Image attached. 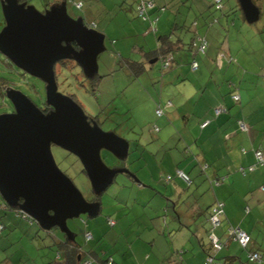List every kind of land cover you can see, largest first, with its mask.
Wrapping results in <instances>:
<instances>
[{
  "label": "crops",
  "instance_id": "0c3cea01",
  "mask_svg": "<svg viewBox=\"0 0 264 264\" xmlns=\"http://www.w3.org/2000/svg\"><path fill=\"white\" fill-rule=\"evenodd\" d=\"M118 1L120 9L124 11H133L136 3V0L132 5L129 0H115ZM155 1L152 2L153 7L148 11L147 19L141 21H148L146 33L156 32L160 25L165 30L170 24V31L164 34H168L171 41L181 38L182 41L174 45L171 53L169 71L172 70V73L168 76L176 86L170 93L172 98L165 101L160 99L158 102L157 106L163 110L159 119L156 120L155 116L158 107L152 114V119L156 118L154 125L159 128L157 131L153 129L155 133L152 137L138 140L125 138L129 141L128 155L119 160L117 166L125 167L129 172L123 173L126 177L117 180L113 188L108 189L109 186L104 192L108 200L105 199L107 204L104 203V210L108 214L106 218L112 219L114 224L109 225L106 220V224L103 223L100 228L101 236L93 227L90 231L92 239L99 241L102 238L103 241L96 248L84 250L81 247L79 250L83 260L79 263L91 260L92 251L103 247L105 251L102 252V258L111 255L115 264H203L205 249L209 246V209L221 202L223 216L215 233L224 245L218 256L226 264H264V166L252 171L247 168L255 164V150L264 151V108L259 105L251 108L255 99L251 89L260 91L254 79L251 80V71H247L251 70V43H240L246 42L245 38H237V42L231 44L229 38L227 43L223 40L219 44L221 34L213 25H207L209 28L206 33L201 34L197 15L194 14L196 17L188 25L186 15L179 14L178 10L177 14L172 12L166 16L167 3L157 0V5ZM259 1L256 5L260 9ZM61 2L55 0L53 4ZM183 2L184 8L189 4V11L194 9L200 14L211 6V1L209 3L206 0ZM161 14L165 15L164 22ZM202 16L204 26L208 19ZM153 19L156 20L152 22ZM151 22L154 30H150ZM87 25L90 26L89 23ZM220 28L224 29L221 25ZM241 29L251 34V26L245 20L241 23ZM256 30L264 32V27ZM185 32L192 34L189 41L196 37L207 41L204 53L196 54L190 49L180 52L185 50L182 39ZM157 39L158 36L152 48L144 43L134 45L141 55L134 60L144 61V71L148 65L156 62L147 60L145 52L157 49ZM122 57L133 59L130 55L121 56L120 59ZM192 61L198 63L196 69L191 68ZM237 77L238 85L235 81L228 82V87L224 86L227 78L234 80ZM227 93L237 94L239 100L233 101ZM168 100H171V104H167ZM221 106L226 110L215 116L214 109ZM207 120L208 124L201 127ZM132 152L138 156L130 159L129 154ZM178 169L192 178L189 183L176 175ZM198 173H204V176ZM167 176H170V180H167ZM202 177L207 181L202 182ZM144 218H147V222ZM94 221L101 223L97 218ZM232 226L240 227L250 234V248L261 253L262 261H249L248 254L243 257L238 243L231 240L227 232ZM144 232L149 235L147 238L143 236ZM257 232L258 237H255ZM135 241L141 243L137 249L134 248ZM244 258L246 261H243ZM11 262V257L2 261L3 264ZM87 264H100V261L92 259V263Z\"/></svg>",
  "mask_w": 264,
  "mask_h": 264
},
{
  "label": "water",
  "instance_id": "95a60500",
  "mask_svg": "<svg viewBox=\"0 0 264 264\" xmlns=\"http://www.w3.org/2000/svg\"><path fill=\"white\" fill-rule=\"evenodd\" d=\"M237 3L246 22L258 20L260 9L253 0ZM1 6L0 53L44 83V104L49 110H41L18 89L5 90L13 110L0 113V196L42 229L58 228L65 240L75 242L67 221L83 214L96 217L101 211L98 198L117 175L129 172L125 167L108 166L101 152L123 160L129 141L113 130L105 131L69 95L59 92L55 67L72 60L92 79L98 75L99 54L106 49L104 35L82 17L70 16L66 1L43 11L19 0H1ZM52 145L78 158L95 200H87L58 167Z\"/></svg>",
  "mask_w": 264,
  "mask_h": 264
},
{
  "label": "rangeland",
  "instance_id": "374dc122",
  "mask_svg": "<svg viewBox=\"0 0 264 264\" xmlns=\"http://www.w3.org/2000/svg\"><path fill=\"white\" fill-rule=\"evenodd\" d=\"M59 1H66L67 12L70 16L83 17L87 24L89 23L90 26H94L105 35L104 44L106 49L98 57V74L102 78L99 79L95 92L91 91L89 82L80 67L73 65L72 67H63L60 64L55 67L58 91L69 95L82 107L89 118L99 114L101 120L100 126L105 131L115 130L118 135L126 139H150L152 134L155 133L152 126L159 119V117H156V120L152 119V117L154 118L152 114H154V110L158 107L160 99L165 101L169 97L172 98V94L170 93L176 86L168 77L171 75L172 70L169 71V68L161 70L160 60H158L148 65L138 78H134L120 64V57L130 55L133 59H139L141 57L140 52L134 48V45L144 43L147 47H154L157 36L170 31V24L167 25L165 30L163 25H160L156 32L146 33L148 21H141V18L135 11V5L133 11H124L120 9L119 1L83 0V8L77 9L71 0ZM156 1L155 3L157 4ZM164 1L168 5L166 6L168 10L165 12L166 16H170L172 12L177 14L179 10V14L186 15L185 20L187 19L188 25H191L196 17L194 14L197 15L196 21L198 20V28L201 34L206 33L209 28L207 25H213L212 27L216 28L221 34V37L218 36L219 44L223 40L227 43L229 38L231 44L237 42V38L241 40L245 38L246 42L240 43H251V70L247 71H251V80L254 79L253 82L259 87L257 90H260L252 91L251 89V94L255 96L251 108L257 105L264 108V88L262 89L264 87V32L256 30V28L261 29L264 27V0H258L261 9L259 19L253 23L246 22L248 26H251V34L244 32L242 29L240 30L241 23L245 20L241 10H237V12L230 15L226 13L237 3V0H223L221 11H214L211 6L209 8L206 7L205 14H200L198 13L199 11L195 12L194 9L189 11V4L184 8V0ZM206 1L210 3L211 0ZM53 2L55 0H28V4L33 5L39 11H43V9L49 7ZM129 2L132 5L134 0H129ZM223 12L225 13L224 16ZM165 15H162L164 17L161 16L162 22H164ZM201 15L205 17L203 19H208L207 23L213 17L217 18L218 21L210 25L206 23V25L202 26ZM3 22L0 0V28ZM220 25L224 29L221 30ZM191 36V32H185L182 38L184 39V43H188ZM180 52H187L186 48ZM227 80L224 84L226 87H228V82L235 83L236 81V85L239 83V77L234 80L233 78ZM0 82H4L8 86L22 91L35 105L39 108L43 107L45 102L44 83L40 79L17 68L1 53ZM178 86L176 87L177 89ZM3 88H6V86ZM227 89L225 88L224 90ZM227 95L230 94L227 93ZM12 110L13 107L9 99L5 95H0V113ZM149 120L150 123L148 122ZM168 124L172 123L168 122ZM176 135H178V132H176ZM51 150L58 167L72 180L82 195L87 200H91L94 197V193L92 192L89 179L81 170L82 165L78 158L55 145L51 146ZM106 154L107 152L103 150V158L108 166L120 164L112 155L105 156ZM134 156H138L137 153L132 152L129 154L130 159L134 158ZM134 165L132 166L134 167ZM198 174L204 176V173ZM123 176L126 177V174L117 175L114 183L108 189L113 188L112 186H115V182L120 180V178H124ZM204 181L207 180L205 177H202V182ZM105 196L104 193L100 196L102 210L96 217L90 218L83 214L78 218L67 221L68 227L75 234V242L84 250L96 248V245L103 241L102 238L99 241L92 238L87 241L85 240L84 233L87 229V231H92L95 226L98 230V235H102L100 228L103 223L106 224V216L108 215L104 210V206L108 201ZM0 205V224L5 226L0 234V262L8 257L12 258L11 264H52L54 261L61 260L57 257L55 242H57L56 239L64 238V233L58 228L49 231L44 230L35 221L26 218L20 213H16L15 210H4L2 208L3 200L1 196ZM96 218L100 219V224L94 221ZM144 219L147 222V218ZM262 230V236H264V229L262 228ZM258 234L259 232L255 233V237H258ZM143 236L147 238L149 235L144 232ZM131 238L134 239L132 236ZM139 244H141L139 241H135L134 248L137 249V245ZM238 249L243 254V257H245L247 250H242L240 246ZM100 250L105 251L103 247ZM82 255L79 251V262L83 260ZM243 261H246V259L244 258Z\"/></svg>",
  "mask_w": 264,
  "mask_h": 264
},
{
  "label": "trees",
  "instance_id": "16d2710c",
  "mask_svg": "<svg viewBox=\"0 0 264 264\" xmlns=\"http://www.w3.org/2000/svg\"><path fill=\"white\" fill-rule=\"evenodd\" d=\"M19 1H28V0H19ZM146 1H151V2H153V0H136V3H135V11H136V8H137V6L141 3V2H146ZM74 2H81V4L83 5V0H75ZM253 2L256 4V2H257V0H253ZM223 0H222V3H221V8L220 9H215L214 8V6H213V3H212V0H211V7L213 8V10L214 11H221L222 10V8H223ZM75 5V4H74ZM153 7V6H152ZM152 7H147L146 8V16L148 17V11L150 10V9H152ZM75 8H77V9H81L82 7L80 6V8H78V7H76L75 6ZM159 10H160V8H158ZM161 9H164V7H162ZM237 10H239V6H238V4L237 5H235L234 7H231L230 8V10L229 11H227L226 13H227V15L229 14H234L235 12H237ZM213 16V15H212ZM142 19V18H141ZM152 19V18H151ZM218 21V19L217 18H215V17H213L212 19H211V21H209L207 24H213V23H215V22H217ZM3 25V24H2ZM174 27V26H173ZM176 27V26H175ZM174 27V28H175ZM186 28H188L187 26H185ZM171 34H172V32H171ZM158 46H157V49H155V50H151V51H149V52H145L146 53V55H145V57H146V59L147 60H150V59H156V61H158V60H160L161 59V57L164 55V54H167V53H172V51L174 50V45H176L177 43H179L180 41H182L181 40V38H178L177 40H175V41H171L170 39H169V36H168V34H161V35H158ZM197 41V37L195 38V39H192L191 41H189L188 43H185V46L183 47L184 49L186 48V49H190L191 51L193 50L194 51V53H195V49H194V47H193V43L194 42H196ZM184 45V44H183ZM205 50H206V48H205ZM205 50H204V52H205ZM204 52H202V53H204ZM202 53H197L196 52V54H202ZM172 55V54H171ZM61 65V66H63V67H72V65L73 66H76V67H78L77 66V64L74 62V61H72V60H63V61H61V62H59L58 63V65ZM120 64H122V66L125 68V69H127L129 72H130V74H131V76H133V77H137L138 75H140L143 71H144V61H139V60H134V59H131V58H129V57H122L121 59H120ZM160 68H161V64H160ZM161 70H163L162 68H161ZM100 78H102V76L101 75H96V76H94L92 79H88V78H86L87 80H88V82H89V85H90V88H91V91L92 92H95L96 90H97V87H98V83H99V79ZM263 78H264V75H263ZM3 85V87H5L6 86V88H3V87H1ZM10 86H8V85H6L4 82H0V95H5V90L7 89V88H9ZM231 95V98L233 99V101H235L236 102V100L233 98V95H234V93H231L230 94ZM239 100V99H238ZM171 101V100H170ZM222 107V106H221ZM224 110L223 111H225L226 109L224 108V107H222ZM40 109L41 110H43V111H45V112H47L49 109L46 107V105L44 104L43 105V107H40ZM158 109V108H157ZM156 109V110H157ZM222 113V112H221ZM155 114H156V111H155ZM220 114V113H219ZM219 114H216L215 113V109H214V115L215 116H218ZM157 116V115H156ZM157 117H159V116H157ZM91 118H93L94 120H96L97 122L99 121V125H100V122H101V120H100V118H99V114L98 115H95V116H92ZM207 122H209L208 120H207ZM155 126L156 125H154L153 126V129L155 130ZM158 127V126H157ZM159 129V128H158ZM157 131V130H156ZM105 151V150H104ZM256 151V150H255ZM261 151H263V150H261ZM105 152H107V151H105ZM264 152V151H263ZM101 155H102V158H103V151L101 152ZM108 155H110L109 154V152H107V154L105 155V156H108ZM111 156V155H110ZM254 156H255V152H254ZM116 159V161L118 162L119 160L117 159V158H115ZM103 160H104V158H103ZM255 162H256V158H255ZM106 163V162H105ZM251 166V165H250ZM249 166V167H250ZM264 166V165H263ZM249 167H247L248 169H249ZM257 167H260V166H257ZM256 167V168H257ZM81 170H82V172L84 173V171H83V168H81ZM178 170H180V169H178ZM254 170V169H253ZM181 171H183V170H181ZM177 172V171H176ZM184 172V171H183ZM186 173V172H185ZM187 174V173H186ZM176 175H177V173H176ZM189 176V175H188ZM190 177V176H189ZM170 180V179H169ZM99 200H100V198H98ZM1 206V205H0ZM3 207V209L4 210H15L16 211V213H20L18 210H16V209H12V208H10L7 204H5L4 202H3V205H2ZM105 207V206H104ZM211 211H212V209L210 208L209 209V216H208V222H209V227H208V229H207V239H208V248H206L205 249V251H206V256H205V259H204V262H203V264H205V260H206V258H207V256H211V255H213L214 256V258L216 259V261L217 262H219L220 264H226V261L224 260V259H222V258H220L219 256H218V254H219V252H220V250L222 249V247H223V242L218 238V236H216V233H215V229L216 228H218L220 225H221V221H222V216H221V218H220V224L218 225V226H213L211 223H210V214H211ZM21 214V213H20ZM22 215V214H21ZM24 216V215H23ZM106 220H107V224H109V225H112V224H110V221H112L113 222V224H114V221L112 220V219H110V218H106ZM4 225L3 224H0V234L2 233V230L4 229ZM231 228V227H230ZM232 228L233 229H235V228H240V227H237V226H232ZM55 229V228H54ZM229 229V228H228ZM228 229H227V232H228ZM243 230V229H242ZM87 231V230H86ZM85 231V232H86ZM88 232H90V231H88ZM246 232V231H245ZM247 233V232H246ZM90 234H91V232H90ZM228 234H229V232H228ZM249 236H250V234L249 233H247ZM211 235H214V236H216L217 238H218V242H220L221 243V248L219 249V250H215V248L213 247V245H212V243H211V241H210V236ZM91 236H92V234H91ZM230 237V236H229ZM251 237V236H250ZM92 237H90V238H85V240H87V241H89L90 239H91ZM230 239L231 240H233L232 239V237H230ZM57 240V242H55L56 244V249H57V257H58V259H59V257H61L60 259V261H54V263H52V264H55V263H62V264H80L79 263V261L77 262V256H78V254H79V249H81V246L80 245H78L77 243H75V242H70V241H66L65 240V237H64V240H61V238L60 239H56ZM237 242V241H236ZM238 243V242H237ZM251 243H252V238H251V241H250V243L244 248V247H242L239 243H238V245L242 248V249H244V250H247V254H248V260L249 261H262V256H261V253L259 252V251H257V250H254V249H252V248H250V246H251ZM54 245V244H53ZM62 250V253H61V250ZM60 253V255H59V253ZM103 252V250H98V251H92V253L90 254V257L89 258H91V260H88L87 261V263L89 262V263H92V259L95 261V260H97V261H100V264H115V261H114V259L111 257V255H107L105 258H102L104 255H102V254H104V253H102ZM250 253H256V254H258L259 255V258H260V260H252L250 257H249V255H250ZM101 254V255H100ZM102 259V260H101ZM86 263V264H87ZM0 264H3L2 262H0ZM180 264H183V263H180Z\"/></svg>",
  "mask_w": 264,
  "mask_h": 264
},
{
  "label": "built area",
  "instance_id": "2783aa9c",
  "mask_svg": "<svg viewBox=\"0 0 264 264\" xmlns=\"http://www.w3.org/2000/svg\"><path fill=\"white\" fill-rule=\"evenodd\" d=\"M75 4L76 7L80 8L81 6V2H73ZM213 6L215 9H220L221 8V3L222 0H212ZM147 7H152V2L151 1H146V2H141L137 8H136V13L137 15L142 18L143 20L147 19L146 16V8ZM156 19L151 20L152 22H154ZM152 22H151V26H150V30H154L153 26H152ZM193 47L195 49V53H202L204 52L205 48L207 47V41L201 37H197V41L194 42ZM172 61V55L170 53L164 54L161 59H160V64H161V68L164 69H168L170 67ZM198 66V63L196 61H192L191 63V68L192 69H196ZM233 98L237 101L239 99V96L237 94L233 95ZM167 104H171V101L168 100ZM223 108L222 107H217L215 108V113L219 114L221 112H223ZM163 114V110L161 108L158 107V109L156 110V115L157 116H161ZM208 124L207 121H205L204 123L201 124V127H205ZM241 126L244 127V124L241 123ZM155 130H158V127L155 126ZM255 158H256V162L255 164L251 165L249 167V170H253L255 169L257 166H263L264 165V152L261 150H256L255 151ZM177 176L183 180L186 183H189L190 177L188 176V174H186L185 172L181 171V170H177ZM170 179V176H167V180ZM223 215V204L221 202H217L214 207L212 208L211 214H210V223L213 226H218L220 224V218ZM110 224H113L112 221H110ZM229 232V236L232 237L233 240L237 241L242 247H246L250 241H251V237L241 228H235L233 229L232 227L228 229ZM85 238H90L91 234L90 232L86 231L84 233ZM210 241L213 245V247L215 248V250H219L221 248V243L218 242V238L214 235L210 236ZM249 257L252 260H260L259 255L256 253H250ZM87 261L84 262V264H86ZM205 264H220L219 262L216 261V259L214 258L213 255H209L207 256L206 260H205Z\"/></svg>",
  "mask_w": 264,
  "mask_h": 264
},
{
  "label": "flooded vegetation",
  "instance_id": "af4514ba",
  "mask_svg": "<svg viewBox=\"0 0 264 264\" xmlns=\"http://www.w3.org/2000/svg\"><path fill=\"white\" fill-rule=\"evenodd\" d=\"M1 27H2V25H1ZM1 29V28H0ZM57 65H58V63H57ZM47 107V106H46ZM48 109H49V107H47ZM98 123H99V121H98ZM92 200H95V197H93L92 198ZM66 238V237H65Z\"/></svg>",
  "mask_w": 264,
  "mask_h": 264
},
{
  "label": "clouds",
  "instance_id": "9594fccd",
  "mask_svg": "<svg viewBox=\"0 0 264 264\" xmlns=\"http://www.w3.org/2000/svg\"><path fill=\"white\" fill-rule=\"evenodd\" d=\"M21 213V212H20ZM22 215H24L23 213H21ZM27 218V217H26ZM82 263V262H81ZM84 264V263H83Z\"/></svg>",
  "mask_w": 264,
  "mask_h": 264
}]
</instances>
